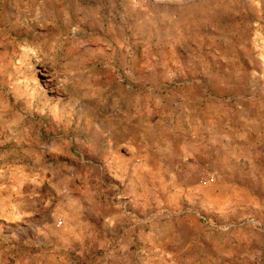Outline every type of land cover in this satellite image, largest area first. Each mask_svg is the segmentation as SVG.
Returning a JSON list of instances; mask_svg holds the SVG:
<instances>
[{"label":"rangeland","instance_id":"374dc122","mask_svg":"<svg viewBox=\"0 0 264 264\" xmlns=\"http://www.w3.org/2000/svg\"><path fill=\"white\" fill-rule=\"evenodd\" d=\"M0 264H264V0H0Z\"/></svg>","mask_w":264,"mask_h":264}]
</instances>
